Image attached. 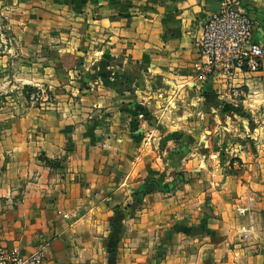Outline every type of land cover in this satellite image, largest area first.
<instances>
[{"label":"crops","instance_id":"obj_1","mask_svg":"<svg viewBox=\"0 0 264 264\" xmlns=\"http://www.w3.org/2000/svg\"><path fill=\"white\" fill-rule=\"evenodd\" d=\"M235 1L264 49V0ZM223 2L0 0V248L48 242L47 264H264V120L246 127L264 58L208 72L199 42ZM183 169L211 184L177 182Z\"/></svg>","mask_w":264,"mask_h":264},{"label":"built area","instance_id":"obj_2","mask_svg":"<svg viewBox=\"0 0 264 264\" xmlns=\"http://www.w3.org/2000/svg\"><path fill=\"white\" fill-rule=\"evenodd\" d=\"M254 23L252 18L238 7L235 0H224L219 12L209 15L205 22L199 50L209 73L232 79L236 71L257 72L261 69L264 49L253 40ZM44 89L31 91L32 98H38ZM231 94L240 98L243 91L231 87ZM242 201V198L240 199ZM251 199L239 203L238 213L244 215L250 211ZM250 237V230L243 232ZM48 242L41 243L30 255H22L16 250L0 248V264H47Z\"/></svg>","mask_w":264,"mask_h":264},{"label":"rangeland","instance_id":"obj_3","mask_svg":"<svg viewBox=\"0 0 264 264\" xmlns=\"http://www.w3.org/2000/svg\"><path fill=\"white\" fill-rule=\"evenodd\" d=\"M54 1L56 3H60V4H62V3L70 4V3H76L79 0H54ZM79 12H81V10ZM38 90H40V89H38ZM34 91H35V89H33V92ZM28 96H29V98L33 99V101H37L39 99L41 100V98H43V97L46 98L47 100L50 98L49 91L46 89H44L41 92V94L38 98H32L31 94ZM205 106H206V103L203 102L202 104L197 105V108L205 111V108H206ZM246 110L250 113V117L248 118V124L246 125V127L250 128L249 132H253L255 127L260 126L263 123L264 106H260L259 108L255 109V112L250 111L248 108ZM229 121H230L229 125H232L233 127L235 126L236 128H238L239 132H241V130H243V129L245 130V126L243 124V118L241 116L232 114L231 119ZM210 128H212V127H210V124L205 123L204 120L201 121L200 123H198V125H196V129H198V136L192 140L193 141L192 146L197 144V146L203 145L204 149H205V147H208L210 145L209 137L212 134L211 133L212 130H209ZM207 129H208V131H207ZM231 133L234 134L235 132L232 131ZM200 136H203V137L200 138ZM179 140H181L183 145H186V143H188V141L185 139V137H183L182 139H179ZM188 140H190V139H188ZM230 140H232V139H230ZM194 142H197V143H194ZM152 172H153V174H155L158 171L155 170ZM204 173H205V170L200 171L199 169H197V170H184L183 169V170H180L179 172H177L176 181L177 182L180 181L181 184L193 181L194 182L193 185L198 183L199 185L202 184L204 187H206L207 184H211V183H209V181H207V180H204ZM206 200L207 201L205 202V205H206L207 212H209L212 210V206L210 205V198H207ZM203 228H204V225H201V224L198 225L197 235L200 236V234H204Z\"/></svg>","mask_w":264,"mask_h":264}]
</instances>
